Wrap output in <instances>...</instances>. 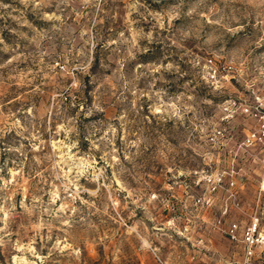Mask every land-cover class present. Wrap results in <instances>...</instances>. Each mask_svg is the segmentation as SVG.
<instances>
[{
  "label": "rangeland",
  "instance_id": "374dc122",
  "mask_svg": "<svg viewBox=\"0 0 264 264\" xmlns=\"http://www.w3.org/2000/svg\"><path fill=\"white\" fill-rule=\"evenodd\" d=\"M208 57L258 79L264 0H0V264H258L221 232L264 222L254 121L208 141L244 96ZM230 169L237 208L201 180Z\"/></svg>",
  "mask_w": 264,
  "mask_h": 264
},
{
  "label": "built area",
  "instance_id": "2783aa9c",
  "mask_svg": "<svg viewBox=\"0 0 264 264\" xmlns=\"http://www.w3.org/2000/svg\"><path fill=\"white\" fill-rule=\"evenodd\" d=\"M202 67L208 84L218 87L223 82H233L234 87L240 89L244 95L242 98L235 97L219 104V121L222 126L213 130L208 141L211 143L230 141L233 135L230 133L232 129L228 127V121L237 114L249 118L254 121V125L247 129L237 147H243L254 157L255 155L260 157L257 160L264 169V66L259 69L257 80L244 74L240 65H235L232 62L215 61L212 57L204 59ZM231 161L234 162L233 159ZM232 174V169L212 175L204 174L201 180L207 187V194L223 190L231 198V206L237 208L238 202L233 190L241 179L234 180ZM257 193L255 208L264 205V201L260 200L259 197L264 193V174L260 177ZM207 203L208 201H205V204ZM221 208L225 211L227 205L223 204L220 206ZM219 224L220 220H218ZM221 232L229 241L241 244L245 263L259 259L260 261L257 263L264 264V259L257 258L255 255V248L264 247V222L259 216L250 217L248 223L242 227L236 223L229 224Z\"/></svg>",
  "mask_w": 264,
  "mask_h": 264
}]
</instances>
